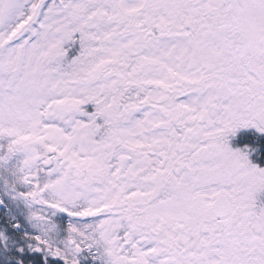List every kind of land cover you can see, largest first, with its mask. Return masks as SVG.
<instances>
[{
    "label": "rangeland",
    "instance_id": "374dc122",
    "mask_svg": "<svg viewBox=\"0 0 264 264\" xmlns=\"http://www.w3.org/2000/svg\"><path fill=\"white\" fill-rule=\"evenodd\" d=\"M151 1L0 0V199L3 203L0 264H5L10 254L21 249L40 251L65 264H264V213L258 220L263 229V244L255 253L239 255L240 250L234 251L232 246L235 239L230 238L224 245L217 241L211 250L196 247L188 259L180 257L171 263L175 255L172 251L156 246H126L116 240L114 232L118 223L107 214L113 204L86 195V185L77 183V178L72 182L67 180L70 168L73 174H78L82 166L97 164L105 148L111 151L122 146H117L121 142L119 135L99 141L98 133L103 131L102 124L96 120L99 115L104 118V132L119 128L133 131L137 135L131 141L137 145L143 141L144 147H154L157 140L147 133L162 129L158 121L150 120L161 117L147 109L150 114L147 113L148 120L144 121L140 116L146 114V107L140 105L146 100L153 103L162 99L161 91L155 86L163 82L161 67L164 64L176 76L181 74L180 70L193 75L196 68L202 67L188 64L182 53L173 52L170 46H160L157 56L151 59L158 62L155 70L143 54L147 44L142 41L132 47L127 44L132 41L129 36L120 40L119 34L127 31L126 25L135 19V14L127 9L144 7ZM240 4L238 0L237 5ZM257 18V13L250 15L249 23L254 27ZM119 21L125 27L122 32L118 29ZM122 45L126 46L121 49ZM129 67L137 83L141 86L152 83V90L148 98L135 104L136 110H126L124 115L121 91L115 87L119 80L113 71L124 73L123 69ZM151 68L152 72H147ZM102 81L106 84L105 94L97 99ZM188 88L182 85L180 92L169 93V100L180 95L177 101L191 114L195 107H205L207 102H202V96L209 92L201 84L198 89L192 87L194 91ZM236 93V90L221 91L212 103L224 105L229 96L233 104L238 98ZM101 104L103 114L97 110ZM87 105L92 107L89 112L84 108ZM205 109L209 110V106ZM224 109L222 106L221 112ZM229 110L223 121L220 119L206 130L208 134L236 131L241 125L240 116L228 117ZM130 119L133 122L128 130ZM254 121L264 128V117ZM141 131L148 139H141ZM220 147L221 150L217 146L206 154H215L218 162L225 149ZM226 179L225 174L216 175L215 194L211 192L208 197L226 192ZM255 179L261 180V176ZM89 187L90 191L94 189V185ZM198 200L165 203L163 211L178 213L179 223L192 222L194 212H204L205 206ZM154 206L151 204L150 208ZM158 208L153 211L157 212ZM169 217L172 215L165 214V218ZM211 222V215L209 219L199 220L203 228L210 227ZM159 227L158 223L155 228ZM182 232L177 239L186 237Z\"/></svg>",
    "mask_w": 264,
    "mask_h": 264
},
{
    "label": "flooded vegetation",
    "instance_id": "af4514ba",
    "mask_svg": "<svg viewBox=\"0 0 264 264\" xmlns=\"http://www.w3.org/2000/svg\"><path fill=\"white\" fill-rule=\"evenodd\" d=\"M237 1L152 0L144 7L127 9L135 14V19L128 22L127 31L119 34L120 40L129 36L132 41L127 44L132 47L143 41L148 45L143 54L150 60L157 56L160 46H170L173 52H181L188 64L202 67L196 68L193 75L180 70L181 74L176 76L162 63L163 82L155 85L162 99L153 103L146 100L140 105L146 107V114L140 116L144 121L148 120L149 110L161 117L150 120L158 121L162 129L147 133L157 140L154 147H144L143 141L140 145L131 141L133 135H137L133 131L119 128L115 132H104V118L99 115L96 120L103 129L98 133L99 141L119 135L121 142L117 146H122L111 151L105 148L97 164L82 166L78 174H73L71 168L67 172L68 181L77 178V183L86 185V195L92 194L113 204L107 214L118 223L114 232L116 240L126 246H156L172 251L175 255L171 263H176L180 257L188 259L196 247L211 250L217 241L224 245L230 238L235 239L232 246L234 251L240 250L239 255H251L263 244V229L258 220L264 213V128L258 127L254 120L264 117V0H241L240 5ZM254 13L259 15L257 27L249 23ZM119 23L118 29L122 32L125 27ZM123 46L126 45L121 49ZM128 62L131 65V61ZM149 64L157 70L158 62L151 60ZM123 71L115 69L113 76L119 80L115 87L121 91L120 106L125 115L126 110H136L135 104L148 98L152 83L141 86L131 73V67ZM200 84L209 92L202 96V102H207L204 108L195 107L190 114L177 101L180 95L169 100V93L180 92L182 85L194 91L192 87L198 89ZM105 85L102 81L97 99L105 94ZM234 90L238 98L233 104L229 96L224 105L212 103L221 91L232 93ZM102 104L97 110L103 114ZM207 106L209 110L205 109ZM222 106L225 109L221 112ZM84 108L89 112L92 107ZM228 110L231 111L228 117L240 116L241 125L236 131L208 134L206 130L220 119L223 121ZM133 121L128 120V130ZM142 134L141 139H148L149 136H144L147 134ZM217 146L220 150V146L225 148L218 162L215 154H206ZM218 174L227 175L228 189L208 197L211 192L215 194ZM255 176H261V180H256ZM90 185H94L91 191ZM219 196H224L229 203L225 218H217L211 210ZM198 199L205 206L204 212H194L192 222L179 223L178 213L163 211L165 203L198 202ZM151 204L155 209L159 206L157 212L150 208ZM165 214L172 217L167 219ZM210 215L211 226L200 227L199 220L209 219ZM158 223L161 227L155 228ZM183 230L186 237L177 239Z\"/></svg>",
    "mask_w": 264,
    "mask_h": 264
},
{
    "label": "trees",
    "instance_id": "16d2710c",
    "mask_svg": "<svg viewBox=\"0 0 264 264\" xmlns=\"http://www.w3.org/2000/svg\"><path fill=\"white\" fill-rule=\"evenodd\" d=\"M5 264H65L59 259L45 256L40 251L17 250L8 256Z\"/></svg>",
    "mask_w": 264,
    "mask_h": 264
},
{
    "label": "water",
    "instance_id": "95a60500",
    "mask_svg": "<svg viewBox=\"0 0 264 264\" xmlns=\"http://www.w3.org/2000/svg\"><path fill=\"white\" fill-rule=\"evenodd\" d=\"M211 210L217 218H225L229 211L228 200L224 196L217 197L211 205Z\"/></svg>",
    "mask_w": 264,
    "mask_h": 264
},
{
    "label": "bare ground",
    "instance_id": "6f19581e",
    "mask_svg": "<svg viewBox=\"0 0 264 264\" xmlns=\"http://www.w3.org/2000/svg\"><path fill=\"white\" fill-rule=\"evenodd\" d=\"M1 207H3V203H2V201H1V199H0V208H1Z\"/></svg>",
    "mask_w": 264,
    "mask_h": 264
}]
</instances>
